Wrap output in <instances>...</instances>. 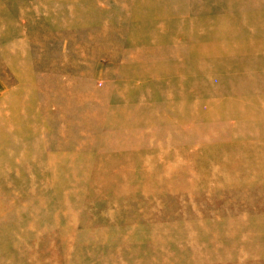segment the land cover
<instances>
[{
  "label": "rangeland",
  "instance_id": "obj_1",
  "mask_svg": "<svg viewBox=\"0 0 264 264\" xmlns=\"http://www.w3.org/2000/svg\"><path fill=\"white\" fill-rule=\"evenodd\" d=\"M159 1L162 7L167 5V9L174 12L172 16H165V23H181L176 27L181 41L161 55H157L160 43L156 36L141 31L129 17V0H0V107H14L25 100L20 96L24 94L21 80L10 69V60L24 53L25 63L35 79L28 85L29 91L33 89L29 104L37 101V110L43 109L46 113L48 109L53 113L68 100L81 111L68 117L67 125L91 130L81 136L68 137L77 144L66 149L58 144L61 138H52L49 133L45 136L48 144L41 155L67 156L74 152V160L66 161L72 166H80L89 159L95 165H106L112 159L131 162L140 155L143 160L140 170L120 165L107 171L100 168L98 173L96 168L89 174L84 199L68 203L69 213L49 207L38 210L37 203L29 200L19 203L21 207L17 210L13 204L15 199L4 200L10 197V192L0 191V201L9 211L0 217V224L9 225L20 219L11 227L12 233L0 231V264H264V200L260 197L228 207L213 199L209 204L197 200L190 173L194 160L182 155L184 148L195 150L196 146L187 137L177 135L179 131L187 134L183 125L189 124L190 105L205 101L194 98L193 94H208L209 86L220 93L211 101L222 106L220 113L227 109L238 114L237 109L241 107L251 108L252 115L259 111L258 118L262 119L264 80L257 82L255 78L264 76V64L258 63L257 72L246 50L232 55L223 48L228 46L227 38L232 35L240 39L244 34L243 40L250 38L246 26L252 23L251 19L234 17L238 13H256L248 6H264V0ZM155 12V6L148 4L144 18L154 16ZM257 13L264 14V8ZM226 16L234 20L224 19ZM139 32L151 55L145 65L139 64L135 50L129 52L130 41ZM216 35L223 36L225 43L208 46L204 39ZM97 39H105L98 50L106 49L112 57L94 55L93 46L101 41H93ZM162 41L170 44L168 37H163ZM81 55L88 59L78 58ZM261 59L264 62V56ZM24 60L13 61V66ZM159 62L164 65L163 70L158 69ZM209 63L220 67L212 76L208 71ZM137 64L142 66L140 69L153 64L157 72L151 70L149 76L160 77V84L152 82L154 78L139 79L133 87H128L126 96H120L117 89ZM61 88L71 89L69 95H61ZM48 89L56 100L50 107L44 103ZM145 89L155 93L142 95ZM107 90L110 92L106 93ZM92 92L103 94L102 102L106 101L108 112L95 114L94 100L88 101L86 97ZM200 108L206 111L207 105L200 103ZM97 117L115 132H143L147 127L159 133L169 132L171 140L183 141V146L166 149L153 141L139 149H121L102 156L92 147L89 152L85 151V142L95 136ZM7 122L0 117V137L12 138L4 128ZM49 123L54 131L61 125L57 119ZM234 123L230 121L228 125L234 127ZM260 124L264 127V122ZM258 135L264 136V130ZM104 138L110 140L108 136ZM13 147L18 152L28 146L20 140L15 141ZM77 177L70 182H77L82 176ZM107 179L111 184H107ZM18 180L23 184L26 179ZM13 181L17 183V179ZM3 184L4 179H0V185ZM26 188V185L22 188L20 197L31 196ZM122 188H126L123 194ZM43 194L53 202V195ZM61 206L63 204L58 203L63 209ZM2 210L5 212V208ZM234 213L239 214L236 217ZM216 216L219 221L214 220ZM199 221L213 226L196 228ZM232 221H241L247 227L229 232L226 225ZM259 221L261 224H255ZM231 234L236 240L226 241ZM152 235L157 238L155 243L152 241L155 247L150 240ZM191 235L204 239L197 241Z\"/></svg>",
  "mask_w": 264,
  "mask_h": 264
},
{
  "label": "bare ground",
  "instance_id": "obj_2",
  "mask_svg": "<svg viewBox=\"0 0 264 264\" xmlns=\"http://www.w3.org/2000/svg\"><path fill=\"white\" fill-rule=\"evenodd\" d=\"M148 1L152 0H129V5L131 6L129 17L134 21V25L141 31H146L156 36L155 39L160 43L157 55H161L164 50L173 48L177 41H181L180 35L176 33V27L181 26V23L178 22L175 25L165 23V16H172L174 15V12L169 11L167 5L166 8L162 7L159 0L156 2L152 1L153 3H149ZM227 1L228 3H234L233 1L235 0ZM148 4L152 7L155 6L156 12L154 16L144 18L146 17L145 9H147ZM240 7L245 6L240 5ZM248 7L254 8L256 13H238L234 18L243 20L245 18H248V20L251 19L252 23L246 26L250 38L248 40H243L245 35L241 33H239L241 34L240 39L237 36L232 35L230 38H227L228 46L223 49L232 55L233 53L238 52V50L241 52L246 50V52L252 56L253 61L255 62L256 71L259 72L258 63L264 64L261 59L264 56V14H258L257 10L264 8V6L252 4ZM234 18L226 16L224 19L234 20ZM181 22L182 24L185 23H183V21ZM140 32L137 33L136 36H133V40L130 41L131 45L129 47V52L135 50V54L137 55L135 57L140 59L139 64L145 65V62L148 63L151 55L148 47H144L143 40L145 39H143V36L140 37ZM248 34H246V36ZM163 37H168L170 44H163ZM224 39L223 36L216 35L214 37H207L204 40L207 41L208 46L216 47L218 44L225 43ZM98 40L101 41L93 46L95 47L93 48V51L95 52L94 55L112 57L113 54L110 55V51L106 49L105 51L98 50L97 47L99 45L101 46L102 43L105 42V39H97L93 41ZM24 55V53H18V55H16L18 56L17 58H12L10 60V69L12 74L21 80V85L24 87V94H20V96H24L25 100L22 103L18 102L14 107H0V117L8 120L7 125L4 126V128L8 130L7 136H12V138L6 136L0 137V179H4V184L0 185V191L3 194H8L10 192V197L4 198V200L15 199L13 204L16 205L17 210L21 207L19 206V203L29 200L37 203L38 210L47 209L49 207L53 209L58 208L60 211L69 213L68 203H71L78 198L84 199L89 174L92 171L94 173L96 168H98V173L100 168H104L107 171L108 169L113 167L116 168L120 165L129 168H138V170H140L141 162L143 160L140 155L131 159V162L112 159V161L106 165L103 163L95 165L94 162L89 159L80 166H72L71 163L67 162L74 160V152L67 156L50 154L44 157L41 155V152L48 144V140L45 139V136L49 133H52V138H61L58 144L66 149V147L74 148L77 144L75 141L72 142L68 140V137L72 135L81 136L90 133L91 130L89 127H74L67 125V118L77 115L81 111L80 107L70 105L68 100H65L63 106L59 107L57 111L53 113L48 109L46 110V113H43L45 112L43 109L37 110V101L35 103H33V101L29 104V96L33 89L29 91L28 85H32L35 79L31 74V69L25 63ZM20 58H23L24 62L18 66H13V61ZM78 58L85 60L88 59V57L82 55ZM139 64H137L138 66L135 67L132 73H129L127 77L124 76L126 83L121 82L119 89H117L120 96H126L127 94H125V91L128 90V87H133V84L139 79L148 80L149 77V80H153L154 77L151 78L149 72L151 70L157 72L155 66L149 64L147 67L140 69L142 66ZM159 65L158 69L162 67L161 70H163L164 65L162 66L161 62H159ZM208 66L210 76L213 75V72L216 73L218 70L217 67H219L217 64L213 63H209ZM154 79L156 80H153L152 82H159L160 84V77L155 76ZM255 80L260 82L261 80H264V76L256 77ZM122 86L124 87V93L121 92L123 91L121 90L122 88H120ZM72 88H75V84ZM211 88L212 86H209L208 94L203 92L201 94H193L194 98L200 97L201 99H205L204 102L200 103L207 105V110H202L198 101L190 105L189 111L191 114L188 121L189 124L187 126L186 124L183 125V130H185L187 134H183L180 131L177 134L182 138L187 137L189 142L196 146L195 150L184 148L182 151V155L186 159L194 160V169L192 167L190 173L195 182V196L197 200L202 203L209 204V201L213 199L215 202L227 205V207L230 205L234 206L235 203H249L260 197V200H264V136L258 135L259 131L264 130V127L260 124L264 122V113H261L260 117H262V119H259V111L253 116V109L247 108L249 112L247 114V112H244L247 110L241 107L237 109L239 111L238 114L237 111H228L227 109H225V112L223 111L222 114V112L220 113L222 106L211 102L212 99L214 100L216 95L220 93L214 92ZM69 90L71 89L61 88L60 94H65V96H67V94L69 95ZM57 91L58 88L55 90L56 95L58 93ZM50 92L51 91L48 89L47 93H45L47 95L44 103L48 105V107L54 105L56 101L54 99L55 97L53 98L49 95ZM108 92L110 91L107 90L106 93ZM154 93V90L145 89L141 94L150 96ZM237 95L244 94L238 93ZM86 97L88 101L94 100L95 114H97V116H99L100 113L108 112L109 107L107 106L106 101L102 102L103 94L92 92V95H86ZM39 103H41V101ZM175 109L176 108H173V110ZM53 119H57L61 122V125L55 131L48 126L50 124L49 122ZM209 120L211 121L208 122ZM97 121V125L94 129V132H96L95 136L91 140L86 141L84 145L87 146L85 151L89 152V150L93 148L94 151L101 156L104 153H110L121 149H139L142 146L151 145L153 141L159 142V147L166 149H172L177 145L183 146V141L179 140L173 142L169 132L159 133L157 131H152L153 129L150 127H147L143 132H115L113 131L114 129H108L102 124L101 117H97ZM213 121L224 123L216 125L212 123ZM230 121L235 122L234 127L228 125ZM203 123H205V125ZM227 131H229L230 134L223 135L224 132ZM106 136L110 137V140L106 141L104 138ZM20 140H23L28 147L24 148L25 150L20 149V151L15 152V147H11L15 141ZM84 145H82V148ZM64 148L62 149L64 150ZM87 154L89 155V153ZM243 162L245 163L242 164ZM79 175L82 176L79 177V181L74 183L70 182L71 179H77V176ZM23 177L26 180L24 183L22 182L23 184H20L18 178ZM14 179H17V183L13 181ZM106 182L107 184H111L109 179H107ZM25 185L27 186L26 189L31 192V196L27 198L20 197L22 194L20 191ZM69 185L71 188H68ZM123 189L124 188H122V190ZM125 191L126 188L123 190L122 194ZM44 192L53 195V202H49L48 199H45ZM206 194H208V196H206ZM54 203H57L55 207L53 205ZM58 203L59 205L63 204L61 207L64 208H59ZM118 207H120V205H118ZM3 208H5V212L2 210ZM236 208V211L239 212V206ZM6 211H8V208H6L0 201V217L9 214V211ZM234 214L237 217V214L239 213ZM218 218L219 217L216 216L214 220H218ZM19 221L20 219L17 218L9 225L7 223L0 224V231L8 232V234L12 233L11 227L17 225ZM260 222L261 221H259V223L255 222V224H261ZM243 224L244 223L241 221H232V223L226 225V228L229 232L242 231V229H246L247 227ZM196 226V228L206 229L208 226L212 227L213 224H202V221H199ZM233 234H231V236ZM191 236L196 239L193 235ZM200 239L204 238L197 237L196 240L200 241ZM150 240L155 243L157 238L155 235H152ZM229 240L234 241L236 238L233 236L228 237L226 241ZM152 246L155 247L156 245L153 244Z\"/></svg>",
  "mask_w": 264,
  "mask_h": 264
}]
</instances>
